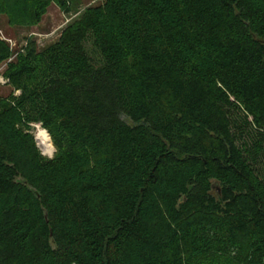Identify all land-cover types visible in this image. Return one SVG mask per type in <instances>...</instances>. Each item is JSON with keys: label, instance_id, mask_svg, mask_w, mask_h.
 <instances>
[{"label": "trees", "instance_id": "1", "mask_svg": "<svg viewBox=\"0 0 264 264\" xmlns=\"http://www.w3.org/2000/svg\"><path fill=\"white\" fill-rule=\"evenodd\" d=\"M3 64L0 264H264V0H104Z\"/></svg>", "mask_w": 264, "mask_h": 264}, {"label": "rangeland", "instance_id": "2", "mask_svg": "<svg viewBox=\"0 0 264 264\" xmlns=\"http://www.w3.org/2000/svg\"><path fill=\"white\" fill-rule=\"evenodd\" d=\"M103 1L104 0H70L68 2V7L70 8L69 13L61 10L56 4H52L41 24L32 28L13 26L9 23L7 17L1 16L0 40L9 46L14 57L17 53L23 52L31 45L35 46L39 51H43L55 45L59 41L63 30L70 24L78 21L87 9L101 5ZM87 48L91 55H95L91 44H88ZM5 66L6 64H3L0 67V100L12 93V88L1 76ZM15 95H19V92H15ZM39 129L43 128L40 125L32 126V132L36 138L37 146L44 157L52 158L55 155V148L51 142V138L49 136L50 145L53 147L52 156L45 154L44 150L40 147L37 138Z\"/></svg>", "mask_w": 264, "mask_h": 264}, {"label": "bare ground", "instance_id": "3", "mask_svg": "<svg viewBox=\"0 0 264 264\" xmlns=\"http://www.w3.org/2000/svg\"><path fill=\"white\" fill-rule=\"evenodd\" d=\"M37 138H38L40 147L44 150V153L52 156L53 147L50 145L49 135L47 131L43 129H39Z\"/></svg>", "mask_w": 264, "mask_h": 264}, {"label": "built area", "instance_id": "4", "mask_svg": "<svg viewBox=\"0 0 264 264\" xmlns=\"http://www.w3.org/2000/svg\"><path fill=\"white\" fill-rule=\"evenodd\" d=\"M5 80V79H4ZM6 81V80H5ZM7 82V81H6Z\"/></svg>", "mask_w": 264, "mask_h": 264}]
</instances>
